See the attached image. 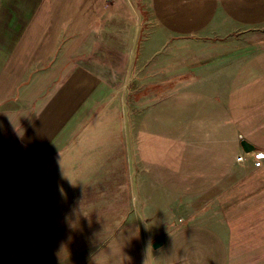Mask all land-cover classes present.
Returning <instances> with one entry per match:
<instances>
[{
    "label": "crops",
    "instance_id": "1",
    "mask_svg": "<svg viewBox=\"0 0 264 264\" xmlns=\"http://www.w3.org/2000/svg\"><path fill=\"white\" fill-rule=\"evenodd\" d=\"M135 69L147 87L138 111ZM123 79L127 115L103 106ZM253 151L264 152V0H0V226L18 210L21 179L30 194L60 166L61 195L104 196L97 181L115 184L121 170L142 181L127 217L139 230L135 264L148 250L147 264H264V164ZM95 207L88 221L103 220ZM48 234L34 259L95 255Z\"/></svg>",
    "mask_w": 264,
    "mask_h": 264
},
{
    "label": "rangeland",
    "instance_id": "2",
    "mask_svg": "<svg viewBox=\"0 0 264 264\" xmlns=\"http://www.w3.org/2000/svg\"><path fill=\"white\" fill-rule=\"evenodd\" d=\"M155 70L156 69L154 68H149L148 71L151 74L147 77H152L151 75L154 74V72L157 73ZM167 71L171 70L167 68L166 72ZM140 75L141 69H135L134 80L136 81V88L134 89V109H136L137 111V106L141 105L142 103V91H146L147 89L146 86L144 87L141 85ZM165 79L167 83H165L162 90L163 92H171L175 88V84H173L175 81H173V78L170 79V77L166 76ZM125 84L127 83H124V79L123 82L118 83L119 92L116 93L118 94V97L116 96V94H114V98L112 100L107 99L104 102L103 106L105 104H110L113 102V104H117V108L122 110L123 113H126V103L130 105L131 100L124 98V94L121 93L125 91ZM149 87L150 90H152L153 86L149 85ZM153 99L156 100L155 98ZM136 113L137 112L133 113V117L130 114V119L128 120L126 117L125 121L130 126L131 135L135 134L132 128L135 129L136 127ZM125 135L126 139L124 141V144L129 145L130 141L129 137H127V132L125 133ZM112 143L113 145H116L118 149L121 147V143H117V141H112ZM132 149L135 151L132 153L133 156H136L135 145ZM132 154L129 153L130 156ZM263 164L264 159L260 166H262ZM59 167L60 166H54L53 172H51V170L46 173L43 179H41L43 176L42 172L41 176L38 179L34 180V183L31 186L33 187V193L30 194L26 191L29 183L21 179V190L23 192V196L21 192V195L19 197H16V200L18 198L19 201V203L15 205L17 206L18 210L10 211V213H7L5 221L0 226V248L5 249L4 253L0 252V264H5V262L7 264H46L45 259H42L41 257L37 259L34 258L40 256L41 253L46 250L47 246L45 243L47 241L45 237L49 239L50 236L49 234L46 236H44L43 234L49 232L54 234V238L60 242L61 239L64 238L66 233L69 234V238H71V240L82 239L83 247H85L83 248V251L85 252L90 249V253L95 252V255L107 246L105 245L104 247L100 248V246L104 245L105 242H107L106 244L109 245L114 240L121 241V237L123 236L129 237L125 233V231L128 230L127 228H129L131 231L130 236H133V231L135 230H132L129 226L133 228L135 225L137 226V224L136 222L128 223L127 217L130 216L131 208L135 209L138 205H140V197L137 193H135V187L137 186V189L139 190L142 186V181H131L128 176H126V174L120 170L118 172L119 178L116 180L115 184H109V181L106 179H99L100 181H97L96 187L97 189H102L101 191L104 192V196L82 194H65L64 196L61 195L63 192V187L61 186L62 181L60 180V177H62V173L61 168ZM76 168H78V166H76ZM118 168H120V166H118ZM68 183L71 184L73 191H76L77 187H79L80 185V181L75 180L68 181ZM91 183H93V180L90 181V184ZM131 183L132 187H129V184ZM66 184L67 182L65 183V186ZM86 188H88V186H85L83 189L81 188V190H84ZM102 192L98 193L102 194ZM99 203H102V209L105 210L103 220H96L95 222L88 221L86 225L83 226L82 229H80L81 234L78 233L77 231H80L78 228L82 226L80 225L78 227V220L83 217V212L78 210H68L71 209L74 204H76V206L74 207L75 209L76 207L81 205V207L87 208L88 212L92 210L93 212L87 213L92 216V213H95L98 208H93V206ZM143 203L145 204V202ZM143 214L145 216L147 215V213ZM144 219L149 220L147 216ZM25 221L27 223L23 224L22 228L16 229L18 227V224L20 226ZM65 225H68V227H70V233L68 232V229L63 228ZM72 226H75L76 228H71ZM10 237L11 240H9ZM54 245V251L59 252L61 244L58 243ZM80 247H82V245H80ZM36 251L38 252L37 254H35ZM12 255H14V258L12 257ZM71 262L72 261L70 260H52V263H50L76 264L75 261L73 263Z\"/></svg>",
    "mask_w": 264,
    "mask_h": 264
},
{
    "label": "trees",
    "instance_id": "3",
    "mask_svg": "<svg viewBox=\"0 0 264 264\" xmlns=\"http://www.w3.org/2000/svg\"><path fill=\"white\" fill-rule=\"evenodd\" d=\"M83 220H91V216L87 213H83ZM133 231V236H130V229L125 231L129 237H121V241L114 240L109 245L102 249L99 253L93 256V258L86 264H135L137 259L141 255V249L138 247L140 240L137 226L133 228L129 226ZM129 233V234H128Z\"/></svg>",
    "mask_w": 264,
    "mask_h": 264
},
{
    "label": "built area",
    "instance_id": "4",
    "mask_svg": "<svg viewBox=\"0 0 264 264\" xmlns=\"http://www.w3.org/2000/svg\"><path fill=\"white\" fill-rule=\"evenodd\" d=\"M251 155L255 158L256 165L260 166L262 164V161L264 159V153L260 151H253L251 152ZM245 159V154H240L238 156L239 161H243Z\"/></svg>",
    "mask_w": 264,
    "mask_h": 264
},
{
    "label": "water",
    "instance_id": "5",
    "mask_svg": "<svg viewBox=\"0 0 264 264\" xmlns=\"http://www.w3.org/2000/svg\"><path fill=\"white\" fill-rule=\"evenodd\" d=\"M242 145L244 146V148H245V150L246 151H251V150H253V147H252V145L248 142V141H243L242 142ZM161 240H159V241H157L155 244H154V247H159L160 245H161Z\"/></svg>",
    "mask_w": 264,
    "mask_h": 264
},
{
    "label": "clouds",
    "instance_id": "6",
    "mask_svg": "<svg viewBox=\"0 0 264 264\" xmlns=\"http://www.w3.org/2000/svg\"><path fill=\"white\" fill-rule=\"evenodd\" d=\"M62 192V191H61ZM149 251V250H148ZM148 251H147V254H146V259H145V262L144 264H147L148 260H149V255H148Z\"/></svg>",
    "mask_w": 264,
    "mask_h": 264
}]
</instances>
